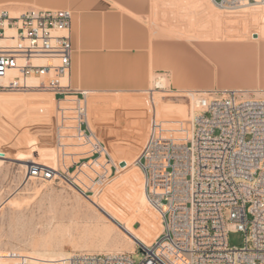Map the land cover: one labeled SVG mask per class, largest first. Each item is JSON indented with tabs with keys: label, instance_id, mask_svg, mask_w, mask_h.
I'll return each mask as SVG.
<instances>
[{
	"label": "rangeland",
	"instance_id": "1",
	"mask_svg": "<svg viewBox=\"0 0 264 264\" xmlns=\"http://www.w3.org/2000/svg\"><path fill=\"white\" fill-rule=\"evenodd\" d=\"M212 8L215 17L222 18L226 30L237 29L242 20L257 15L250 30L264 32V3L230 10L241 14ZM182 11L191 12L190 8L181 9L175 0H153L150 24L157 64L145 90L83 91L71 87V91L62 93L49 88L0 89V253H24L33 258L30 264H67L69 253L73 252L133 251L137 241H130L123 224L109 217L101 205L131 222L132 228L139 230L149 243L161 233V216L147 203L144 175L136 164L143 140L133 147L134 154L122 155L116 132L108 136L97 118L95 128L90 125L89 128L96 149L104 152L105 156L100 158L90 141L72 137L76 131L66 126L77 124L79 98L90 100V115L105 114L113 108L131 119L136 110L148 112L142 124L144 139L153 116L168 129H180L185 123L180 118L164 116L163 107L178 110L182 106L188 113L186 121L190 122L188 91L218 87L208 86L213 80L198 82L191 75L180 78L168 68L169 64L185 59L184 50L177 45L194 42L188 35L208 28L206 22L210 17L199 8L190 17ZM161 76L169 79L166 91L155 89V81ZM218 84L246 85L249 91L241 90L245 95L264 97V68L252 76ZM124 158L130 159V165L122 169ZM31 160L52 167L55 176L47 180L29 178L27 165ZM153 211L156 223L151 225L146 215ZM229 243L237 247L245 245V233L231 231ZM133 257L141 261L142 252Z\"/></svg>",
	"mask_w": 264,
	"mask_h": 264
},
{
	"label": "built area",
	"instance_id": "2",
	"mask_svg": "<svg viewBox=\"0 0 264 264\" xmlns=\"http://www.w3.org/2000/svg\"><path fill=\"white\" fill-rule=\"evenodd\" d=\"M211 1L223 10L264 3ZM71 20L70 9L14 13L0 7V89H28L27 81L36 79L45 88L71 91ZM190 105L191 121L180 129L154 118L136 160L149 204L161 216V233L130 252H74L67 264H264V97L238 89L196 91ZM87 117L88 102L79 98L77 124L66 127L102 158ZM27 172L44 180L55 176V169L36 163ZM231 231L244 232L245 245L231 246ZM31 261L24 253H0V264Z\"/></svg>",
	"mask_w": 264,
	"mask_h": 264
},
{
	"label": "crops",
	"instance_id": "3",
	"mask_svg": "<svg viewBox=\"0 0 264 264\" xmlns=\"http://www.w3.org/2000/svg\"><path fill=\"white\" fill-rule=\"evenodd\" d=\"M175 1L179 3L181 9L190 8L192 13L182 11L186 17L196 15L199 8L200 12H204L210 18L206 22L208 28L205 31L188 35L194 42L177 45L184 50L185 59L178 64L168 65L172 73L183 79L191 75L198 82L213 80L214 83L208 86L218 88L212 90L238 88L249 91L246 85H219L218 81L252 76L264 68V32L250 30L257 22V15L242 20L241 27L237 29L226 30L222 18L215 17L212 10L213 6L217 8L219 6L211 0ZM0 7L13 12L31 7L72 10L70 28L72 88L83 91H141L149 87L151 75L157 64L156 44L150 24L153 0H0ZM191 91L196 90L188 92ZM152 106L156 109L153 100ZM161 111L168 118H180L183 121H186L188 114L182 106L178 110L163 107ZM147 117L148 112L136 110L129 119L123 116L120 109L111 108L105 114L88 113L87 120L93 129L94 121L99 118L108 136L112 137L113 132H116L115 139L119 143L118 149L122 155H132L133 147L143 140L142 149L149 134L154 116L150 119L145 139L142 136V124ZM189 119L191 120L190 116ZM124 161L128 163L121 167L122 169L130 165L129 158H124ZM93 199L96 200V197ZM101 206L109 217L123 224L120 223L126 230V235L132 236L134 242H141L138 239H142L149 243L139 230L132 228L131 222L124 221L106 206ZM155 217L154 211L153 214L146 215L151 225L156 223Z\"/></svg>",
	"mask_w": 264,
	"mask_h": 264
},
{
	"label": "bare ground",
	"instance_id": "4",
	"mask_svg": "<svg viewBox=\"0 0 264 264\" xmlns=\"http://www.w3.org/2000/svg\"><path fill=\"white\" fill-rule=\"evenodd\" d=\"M14 13H16V12H14ZM253 31V30H252ZM67 80V79H66ZM26 86L27 87H30V88H28V89H25L26 91H30L31 89L32 90H36V89H45V87L38 81V80H36V79H29L28 81H27V84H26ZM169 86H168V78L167 77H164V76H161L157 81H155V89H161V90H164V91H166V89L168 88ZM196 91H191V92H188V94H190V95H194V93H195ZM189 116H190V113H189ZM155 118V117H154ZM154 118H153V120H154ZM191 118V117H190ZM152 120V121H153ZM148 137V136H147ZM147 139V138H146ZM145 143H146V141H145ZM145 145V144H144ZM143 148H144V146H143ZM143 148L141 149V151H140V153L142 152V150H143ZM140 153H139V156H140ZM139 156H138V158H139ZM137 158V159H138ZM136 159V160H137ZM32 163H36V164H40V165H43V166H45V164H43L42 162H38V161H29L28 162V165H27V167H30V165L32 164ZM126 165V162L125 161H122L121 162V166H125ZM28 177L29 178H34L33 176H29L28 175ZM143 190H144V188H143ZM144 195H145V197H146V200H147V203L149 204V201H148V198H147V196H146V194H145V190H144ZM150 207V206H149ZM140 213L142 212V211H139ZM156 214V213H155ZM135 227L137 228V226L135 225ZM127 237L130 239V241H132V242H134V238L132 237V236H130V235H127ZM139 241H141V242H144L142 239H138ZM74 253V252H73ZM72 255V253H69V255H68V259L70 258V256Z\"/></svg>",
	"mask_w": 264,
	"mask_h": 264
}]
</instances>
